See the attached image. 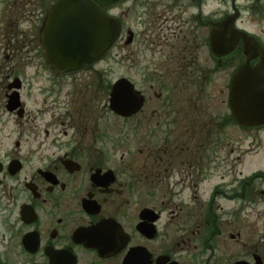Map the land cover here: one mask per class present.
<instances>
[{"label":"flooded vegetation","instance_id":"flooded-vegetation-1","mask_svg":"<svg viewBox=\"0 0 264 264\" xmlns=\"http://www.w3.org/2000/svg\"><path fill=\"white\" fill-rule=\"evenodd\" d=\"M57 1L0 0V264H264V124H238L243 42L211 45L236 3L188 0L190 17L173 0L170 36L174 5L159 22L161 2L144 6L134 30L119 11L118 41L138 50L116 79L136 92L125 116L98 62L61 69L46 41Z\"/></svg>","mask_w":264,"mask_h":264},{"label":"water","instance_id":"water-1","mask_svg":"<svg viewBox=\"0 0 264 264\" xmlns=\"http://www.w3.org/2000/svg\"><path fill=\"white\" fill-rule=\"evenodd\" d=\"M118 1L59 0L49 13L46 29L47 44L60 46V58L54 57L53 49L49 53L51 60L59 58L63 71L75 70L99 60L112 47L120 31L118 18L104 7ZM239 15L237 11L219 23L225 29L213 30L211 43L215 54L225 55L243 39L247 63L236 76L237 120L243 126L261 125L264 124V48L255 36L234 28ZM227 26L230 28L226 29ZM230 34L231 37L228 36ZM256 57H261V61L256 68L250 69V61ZM135 96V88L130 81L118 80L111 92V108L119 114L131 115L138 106Z\"/></svg>","mask_w":264,"mask_h":264},{"label":"rangeland","instance_id":"rangeland-1","mask_svg":"<svg viewBox=\"0 0 264 264\" xmlns=\"http://www.w3.org/2000/svg\"><path fill=\"white\" fill-rule=\"evenodd\" d=\"M172 1L173 0H129L124 4L118 3L116 5V8L112 10V13L116 14L119 13V11H122L121 13L124 14V19L134 30L138 29V21H140L138 19V16L147 11L144 9L142 10L144 6L150 7V4H157L161 2L159 7L160 10L158 9L159 11H157V13L154 14L153 17V20L155 22H159L157 16L162 15L163 11L169 8L168 6L172 7L174 5ZM258 1L259 0H208V2L205 4L204 10L206 13L224 15L225 13H229L232 11V4L233 2H235L241 11V17L238 21L239 27L257 35L259 38H261V40L264 41V1ZM185 3L189 4L190 7L188 12L183 15L192 17L193 14L198 12V10L192 6L191 1L189 2L188 0H185ZM178 12L181 14L180 9L174 5L173 12L170 15L167 13L170 16L168 24L169 27H171L167 30L168 36H170V33L178 27L179 22L182 20V18L174 19V17L179 14ZM190 27L191 24L188 25V28L185 29V31ZM197 32L198 36H200L202 40L203 30H199ZM189 37L192 43L193 35L189 34ZM136 51H138L136 48V44L125 46L123 43L118 41L112 48V50L98 62V64H100L98 68L101 70H108L110 83L112 81L114 82L125 71L126 67L128 68L129 73L131 75H134V69L129 68L127 65H133L134 63H136ZM203 57L208 61L206 55H203ZM124 65H126V67ZM112 123L117 124L113 120ZM238 139L239 147H244L249 143V141L246 140L243 131H241L240 129H238Z\"/></svg>","mask_w":264,"mask_h":264}]
</instances>
